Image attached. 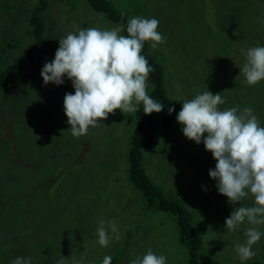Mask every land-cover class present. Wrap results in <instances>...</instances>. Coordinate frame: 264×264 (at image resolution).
I'll use <instances>...</instances> for the list:
<instances>
[{
  "label": "rangeland",
  "instance_id": "1",
  "mask_svg": "<svg viewBox=\"0 0 264 264\" xmlns=\"http://www.w3.org/2000/svg\"><path fill=\"white\" fill-rule=\"evenodd\" d=\"M111 1H117L118 7L125 10L131 6L129 0ZM147 1L148 6L141 10L142 17L147 15L146 18L158 19L157 30L166 40L154 50L150 47V51H154L163 67V86L167 95L181 100L182 104L207 90L213 94L221 93L227 103H234V84L239 82L244 86L240 68L245 63L241 49L246 46H229L230 52L223 54L219 50L213 51L216 46L212 42L215 21L223 17H217L212 9L216 4L220 10L224 0L220 6L216 0H193L192 7L202 6L204 17H211L214 23L206 33L194 32L196 40L192 48L189 44L177 45L172 51L168 50L169 46L178 41V36L173 34L170 42L167 27L176 23L173 17L181 18L185 13L181 6H177L172 14L166 1L165 4L160 0ZM36 4L37 0H0V29L15 22L21 35L8 38L0 34V73L9 72L8 82L0 84V264H10L16 257H31L32 264H60L62 260L64 264H102L105 256L112 257V264H129L131 259L142 256L149 248L157 255H165L167 264H186L189 256L179 239L174 214L146 208L142 194L128 179L127 150L128 141L133 137L132 128H135L133 113L123 114L117 109L115 115L109 114L98 127H90L83 137L58 136L59 130L69 127L67 117L63 103L58 108L59 114L56 113L54 95L43 100L54 84L46 85L43 92L45 85L40 76V64L45 59V51L48 58L54 59L59 43L53 39L51 45H42L36 52L32 34L23 31ZM45 4L46 9L41 15L46 28L44 39L53 25L63 36L80 27L103 29L118 25L108 22L86 0H45ZM137 4L143 6L139 0ZM257 19L248 15L250 24L258 25ZM221 30L228 34V43L235 42L239 36L238 30L229 23ZM12 42L14 46L11 47ZM203 50L205 59L199 56ZM208 53L217 54L219 61L215 70L213 60L216 58L210 55L209 59ZM238 57L241 58L240 65L235 63L240 62ZM220 71H228V78L233 79L231 86L223 84V91L210 90L209 75ZM190 74L193 78L187 76ZM176 84L180 86L179 91L174 87ZM60 90L62 86L57 91ZM237 90L240 96L245 89ZM66 93L74 94L71 84L64 95ZM237 104L240 109L246 107L242 102ZM220 108L223 110L228 106L223 104ZM180 109L181 105L175 117ZM15 115L19 121L12 126L9 119L16 118ZM175 117V124L170 129L157 133L154 147L144 149L139 168L165 196L190 205L193 213L201 216L207 211L199 208L204 205L200 192L205 177H209L207 166H211L207 162L210 159L215 165L216 161L204 149L203 143L197 145L184 137L182 125ZM58 138H61L60 142ZM69 141L77 162L71 163L70 159L61 167L56 161L46 168L48 162L44 161L45 158L54 159L58 143L59 148L65 150ZM211 188L220 195L215 184H211ZM225 205L228 207L226 213L230 214L234 205L228 201ZM101 219L115 220L118 227V232L112 233L105 225L112 237L107 247L97 242L96 228ZM241 226L246 230L251 225L244 222ZM195 228L197 232L206 229L198 225ZM245 239L243 234L237 243H244ZM234 248L230 243L220 246L212 237H201L193 264H214L220 260L226 264H241ZM43 252L47 255L44 256Z\"/></svg>",
  "mask_w": 264,
  "mask_h": 264
},
{
  "label": "clouds",
  "instance_id": "2",
  "mask_svg": "<svg viewBox=\"0 0 264 264\" xmlns=\"http://www.w3.org/2000/svg\"><path fill=\"white\" fill-rule=\"evenodd\" d=\"M158 26L156 18L134 16L127 21V35L121 34L123 24L103 29L80 27L65 36L57 29L58 37L54 39L59 46L54 59L44 52L40 76L44 87L49 83L62 85L65 77L71 81L74 94L64 95L63 109L67 130L73 137L86 135L90 127H98L109 114L115 115L117 109L123 114L136 113L142 105L145 115L163 110L164 104L148 92V77L154 69L141 54L145 42H150L153 50L166 43ZM241 52L245 57L240 68L244 83L254 86L264 81V46H252ZM174 87L179 91L178 84ZM225 103L221 93L206 90L185 100L175 119L182 125L184 137L197 145L203 143L204 149L212 154L216 164L208 175L216 181L218 193L228 203L240 205L225 219L224 227L235 231L245 221L251 225L244 232V243L234 248L236 258L246 262L256 255L253 245L264 236L258 227L264 225V126L253 108L234 106L221 110L220 105ZM173 111L174 107L168 109L169 114ZM245 199H251L252 204L243 205ZM106 224L112 233L118 232L115 220L101 219L96 236L102 247H107L112 239ZM10 264H32V258L16 257ZM60 264H64L63 260ZM102 264H112V257L105 256ZM129 264H167V257L149 248Z\"/></svg>",
  "mask_w": 264,
  "mask_h": 264
},
{
  "label": "trees",
  "instance_id": "3",
  "mask_svg": "<svg viewBox=\"0 0 264 264\" xmlns=\"http://www.w3.org/2000/svg\"><path fill=\"white\" fill-rule=\"evenodd\" d=\"M130 8L125 10L123 7H118L117 1L111 0H86L88 5L97 12H101L108 22L116 23L118 25H125V29L121 32L122 35H127L126 25L129 18L134 17L136 15L142 16L143 13L141 10L146 9L145 5L148 6L147 0H139L140 4L143 6H139L137 4V0H129ZM166 5L170 4L172 8L171 13H175L177 6H181L183 13H185L181 18L173 17L176 20V23L170 24L168 28V40L172 41V35L176 34L178 36V41L170 44L169 49L172 51L177 45L189 44L192 48L195 44L196 35L195 31L203 32L206 31L212 26L214 21L211 17L205 18L202 10L204 8L202 6L192 7L191 2L193 0H160V2ZM217 4H223V0H216ZM112 2V3H111ZM159 2V3H160ZM229 3V5H227ZM113 4V5H112ZM172 5V6H171ZM220 6V5H219ZM195 8V9H194ZM46 9L45 0H37V4L32 9L31 14L27 19V24L23 27V31L32 34V38L34 39V48L35 50L42 45H51L52 40L57 36V27L50 28V32L45 33L46 37L44 39L43 31H45L44 23L42 20V13ZM168 10V6L166 7ZM214 14L217 17H223L219 21L216 22V28L213 33L212 42L216 44L213 46L215 50H219L222 54L229 53L230 47H241L246 46V49L252 46H264V24L261 21H264V0H224V5L220 7V10H217L216 4ZM261 12V13H260ZM248 15L256 16L257 24L253 25L249 23ZM147 17V15H146ZM199 22L197 26L196 23ZM7 24L0 29V34L5 35L8 38L11 37H21L16 29V23ZM229 23L230 26L235 27L238 31V38L235 42L228 43L229 36L227 33L223 32L221 28L225 27V25ZM8 26L7 29H5ZM5 29V30H3ZM257 34L255 35V33ZM24 34V33H23ZM251 35V38H247L248 35ZM208 36V34L206 35ZM30 38V37H29ZM62 38V37H61ZM31 39V38H30ZM44 39V40H43ZM60 39V38H57ZM14 42V41H13ZM13 42L11 47L14 46ZM8 45V43H5ZM150 42H145L144 47L142 49V55H144L149 64L153 67L154 71L148 77V83L150 88H148L149 94L156 100L160 101L164 104V108L159 113H152L150 115H145L142 110V105L139 111L133 113L134 117V125L135 128H132L133 137L128 141V150H127V158L129 163L128 168V179L133 182L134 186L138 189V191L142 194L145 200L146 208H154L162 212L172 213L175 216V224L177 227V232H179V239L182 244L187 249V255L189 258L186 261V264H193L197 257V248L201 244V237H206L207 239H214L215 242H218L220 246H223L225 243H230L232 245L238 244L237 242L243 236L245 230L244 226L239 225V227L235 231H228L224 227L225 219L229 217L230 214L226 213L227 206L225 205L228 201L227 198L223 195H216L215 190H212L211 184H216V181L212 180L210 177L206 176L204 182L202 183L204 186L201 190L200 199L203 201L204 205L199 206L200 210H207L201 216H196L193 211L188 207L190 205L184 204L177 198H169L165 196L158 186H155L147 176L144 175L142 170L139 168L141 165V155L143 154L144 149L148 147H154L153 144L157 142L158 138H156L158 132H164L170 129L174 124V117L176 110L181 105V100L176 99L175 97H169L166 93L165 86H163V78H162V66L158 61V57L154 55V51H150ZM203 48V47H202ZM245 49V50H246ZM216 54V53H215ZM208 53L207 57L210 59V55L212 58H216L213 60L215 62L214 70L218 67L217 54ZM242 54V53H241ZM187 55H190V52H187ZM199 56L205 59V51L203 50L202 54ZM239 58V57H238ZM242 58L245 57L242 54ZM239 63L235 61L236 64L240 65L241 58H239ZM237 65V66H238ZM202 74H207L202 72ZM228 71H220L217 74H210V90L214 89L217 91L220 89L223 91V84H227L231 86L232 80L228 78ZM193 78V75H187ZM186 76V77H187ZM213 77V78H212ZM240 77V76H239ZM9 72L0 73V84L5 85L4 83L8 82ZM225 78L229 80H225ZM215 82H218L215 84ZM244 84L242 86L239 82L235 85L234 103H225L228 108L237 106V103H243L246 107H251L254 109V114L258 117L260 124L264 123V81H261L260 84H256L254 86H249L244 81L241 80ZM71 84L66 77L64 79V83L62 85H54L49 88L48 94L44 96V101L49 98V95H54L56 97L55 103H57V110L61 103H63L64 91ZM155 85V90H152V85ZM62 86V90L57 91ZM244 88L245 90L239 96V91L237 89ZM46 90V87H43V92ZM245 95H247L245 97ZM226 101V100H225ZM237 102V103H236ZM234 104V105H233ZM170 107H174L175 111L169 114L168 109ZM258 109V110H257ZM222 110V108H221ZM257 110V111H256ZM257 113H260L258 116ZM16 118H10L9 121L12 126L17 125L19 118L15 115ZM58 136H71L70 130L69 132L65 130H59ZM83 137V136H81ZM61 138H58V142H60ZM47 152L44 154L46 156ZM71 159V163L77 162L75 159V152L71 146L69 141L65 150H61L59 148V143L55 149L54 159L50 161L49 158H45L46 168H50L53 166L56 161L59 166H64L69 163ZM212 161L209 159L207 163L211 166H207L209 169L215 168V165L211 163ZM70 163V164H71ZM214 165V166H212ZM209 192H207V190ZM64 192V191H63ZM212 198V199H211ZM84 200V199H83ZM225 201V202H224ZM215 202V206L213 203ZM207 205H206V204ZM230 204V203H229ZM242 204L247 206L252 204L251 199H245L242 201ZM185 205V206H184ZM206 205V206H205ZM239 204L234 205V207H239ZM202 207V208H201ZM246 222V221H245ZM201 226V228H206L204 231L201 230L197 232L195 226ZM259 230H264V225L259 226ZM212 243V242H211ZM256 255L246 261L241 262L238 258L237 261L241 264H264V236L260 239L259 242L255 244ZM43 255H47V252H43ZM201 257V256H200ZM204 260V258L202 259ZM47 261H44V263ZM213 264V263H210ZM214 264H226L225 261H218Z\"/></svg>",
  "mask_w": 264,
  "mask_h": 264
},
{
  "label": "flooded vegetation",
  "instance_id": "4",
  "mask_svg": "<svg viewBox=\"0 0 264 264\" xmlns=\"http://www.w3.org/2000/svg\"><path fill=\"white\" fill-rule=\"evenodd\" d=\"M44 100V99H43Z\"/></svg>",
  "mask_w": 264,
  "mask_h": 264
}]
</instances>
